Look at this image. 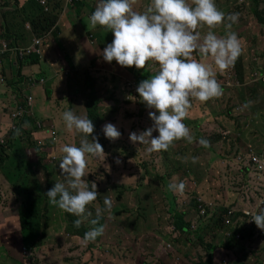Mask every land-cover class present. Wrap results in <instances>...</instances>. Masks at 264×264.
Returning a JSON list of instances; mask_svg holds the SVG:
<instances>
[{
    "label": "trees",
    "instance_id": "16d2710c",
    "mask_svg": "<svg viewBox=\"0 0 264 264\" xmlns=\"http://www.w3.org/2000/svg\"><path fill=\"white\" fill-rule=\"evenodd\" d=\"M14 1L18 6H22V8L19 10V15L11 18L14 22L5 19L6 23H0V39H6L11 43V45L20 43L23 44L25 41L28 42L29 38L32 36L39 37L43 44V38L45 36L49 37V35L53 33V37H55L56 31L54 27L61 16H64L65 11L68 8H73L77 16L80 14V18H82L81 12H83L87 7L85 4L83 6L81 4V1L78 0H74L76 3L74 7L71 6L70 3L67 2V0ZM41 1H45L47 3L46 10L41 6ZM8 4L9 0H4V5ZM56 6H58L59 10ZM242 7L246 8V5L244 4L242 5ZM92 9L93 8H90L89 10ZM250 11L251 14L257 19V25H259L260 27L263 26L264 28V10L259 9L258 6H254V9H250ZM4 18H6V15ZM240 18L241 17L239 14L238 19L240 20ZM19 23H21L24 27L26 26V24L30 25V35L20 33L22 32V25L18 26ZM14 26L17 27L15 28V31H12L11 29ZM239 32L242 37L241 29L239 30ZM94 37V35L90 34L89 39L91 40V44L95 40ZM259 41V44H264V37L262 38V36L259 35ZM11 55L15 56L16 59H14L13 62H7L10 61L7 60V57ZM196 56L199 58L197 54ZM66 59L70 62V59L68 57H66ZM260 59L262 62H264V59L261 56ZM90 61L92 62V65H100L99 69L104 67L107 68V70H110V68L116 70L119 69L118 66L114 65V61H112L111 63L107 62L106 65L102 56H97V58L91 57ZM208 63H210V61H208ZM40 66L41 60L37 55H28L25 56L24 59H18V57L13 53L0 54V72L9 68L13 70L16 69L17 73V80H14V78L11 76H8L7 78L4 71L2 72L3 77L0 75V115L3 111L16 109L20 104L24 102V100L29 95H33H26L25 91L23 94H20L21 87H23L24 90H29L30 92H32V90L37 86L45 85V83L40 84L34 80V78L40 79L39 77H41L42 72L39 70ZM64 67L65 65L62 69H64ZM254 70V66H248L246 61V54L241 51L240 56L236 59L233 66H231L224 72H216V79L221 86L222 94L219 97L212 98L210 99V101L205 102H199L195 99H192L189 114L185 119L191 122L194 121V116L196 114L195 111H200V106H202L204 103L216 105L219 101H222L227 95H225L226 92H224V90H227V88H231L227 85V83L229 81H233L234 78L239 81V86L233 88H236L235 92L239 91L242 101L246 100L244 93H246L247 99L250 98V94L257 91V89L253 87L262 85L256 81V77L262 75L261 71L264 72V69H261V71H258V76L255 77L254 74H256V71L259 69L257 68L255 72ZM23 72L25 73V75L22 74ZM154 74L155 73H151L148 75V77ZM148 77H144V75H141V73H139L137 75L131 74V76L127 79V83L134 81L131 86H133V88L135 87V94H130V97H136L142 109L146 108V106L143 102H141V100H139L140 98L138 97L136 88L142 80L147 79ZM1 80H3V82H1ZM88 84L92 86V82H89ZM245 87H251L252 89L247 90L245 89ZM96 95L97 94L94 95V98L97 97ZM47 97L50 101H52V93L50 92L48 87ZM98 97L101 98V100L98 101V105L101 107L102 104L107 101V97L102 98L101 94H98ZM79 99L80 97L75 96L74 91L72 90H70L69 94L62 97V101H64L65 103V108L67 107L74 113L77 112V109L79 107ZM100 110L101 109L96 106L94 112L92 113L89 112L88 107L86 106V111L89 117H92L93 115V118H95ZM150 110L154 111L153 109ZM229 110L230 109L226 110L227 115ZM145 111H149V108L145 109L143 112ZM206 113V115H210L211 112L208 111ZM37 116L39 115L35 114L33 118L26 119L27 122L31 123V129L27 130L23 127L20 131L11 133V136L13 137L19 136L20 140L27 139L28 143L26 145V148L28 147V150L32 154V157H38V159H36V161L31 164L29 162L28 164L24 163V167H27L28 170H33L32 177H30L29 180L23 181V183L20 185L14 186L13 192L18 197L16 198V200L19 203L20 208V235L14 237L13 239V232L11 229L9 237H7V241L10 246L9 248H7L10 250L7 251L6 256L9 263L19 264V262L15 260L14 256V252L16 253L18 251L19 253H17L22 258V262L20 264H30L28 260L25 262L23 254L26 255V253L23 252V249H30L34 255V251L42 246H44V248H42L43 250L49 251V246L46 244V242H44V240H46L49 235L48 232H51V241L53 242V245H56L54 243L55 236L62 237L63 225H65L67 228L68 225H70L72 227L74 226V229H79V240L74 241V239L68 237L66 238L67 243H65L64 247H70L72 245L74 246L72 248L73 252L69 253L77 252L76 249L78 246L86 247L84 254L79 257L82 258V260L79 261L78 258L77 261H75L76 264H79V262L88 264L95 259H101L100 264H113L116 259H118V257H113V255H116L114 247L106 246V244H115V242L111 241V238H108V240H104L101 237H97L94 241L85 243L83 241V236L85 232L93 227V225H91L88 221L96 218L97 206L103 208V200L105 196H107L108 199L112 201L111 208H113L119 205L120 202H122L123 192L117 190V186H115L114 188H112L111 186L103 188L99 185L100 183H97V200L93 201L90 205L87 206V211L90 213V215L87 217V219L83 220L78 227L74 225V220L78 219V217L67 214L61 211L58 207L50 204L44 194L52 188L54 183L64 182L63 176H61L59 170V160L61 159L62 154H58L57 152V146L62 144L60 141L61 134L57 133L56 131V137H54L48 131L50 127L53 126L52 120L50 118L44 119ZM228 116L230 118H233V114ZM139 117L135 116L136 120L133 122L132 128L130 129L129 133H139V127L141 131L147 129L149 123L142 125L138 124L139 121L143 118V115ZM217 120L221 121H216L218 123V126L224 125L222 118H217ZM38 121H42L44 123V127L42 129L36 128V124ZM216 128L219 129L220 127ZM244 128L245 127L243 126V129ZM251 128L254 129L255 135L249 136L248 133L253 131ZM243 129L239 128V123H237L236 120L232 121V124L229 125V130L231 131L232 135H226L227 138L225 139L229 145L224 144L222 141H220V135H216L215 133H213L218 139L216 148H218L219 151L216 152L213 163L207 171V174L205 176L207 181H205L204 179L201 189L202 191L198 192L193 186L196 182V179H194V177L185 176L180 179L184 184L183 192H174V194L179 197L182 202H188V205L184 210L178 212L176 208V199L174 198L172 191L170 194H163V198L167 205V212L171 215L176 233L179 234V237L176 238L177 245L179 244V238L183 235L192 234L190 233V230H194L196 227L198 228L199 223L203 225L212 222L213 226L212 231L206 233L204 232L202 245L207 250L205 251L207 256H202L200 254L198 250L199 247H201L199 241L197 242L199 245H194L191 242L183 244L182 252L177 247H173V245L167 251L165 250V246H160L159 248L161 249V251L169 254V257L167 256V259L170 261V263L162 262V264H224L223 258L227 259L228 264H264V239H262L260 233H258L259 229L255 226V224H251L249 222V217L244 213V211L247 209L254 210L258 203L254 208H249L248 206L250 205L244 204L242 202V199L248 197L249 200L252 201L253 199H256V196H259L260 198L264 196V124L256 125V122L254 120H251V124L247 128V131L243 132ZM8 132L9 131L1 133L0 131V134L2 136H6L8 135ZM129 133L125 136H129ZM191 136L194 140L195 134L193 129L191 130ZM97 139L102 140L103 138L101 135H97ZM39 140H43L42 144L39 143ZM74 140L75 144L78 145V137L74 138ZM102 143L103 146L113 144V146H115L116 148L118 147V140L112 141L110 139H104ZM230 145L233 148H231ZM170 152L171 151L169 149L167 151H161V153H164L161 158L166 157ZM2 153L6 154L3 148L0 150V157L2 156ZM111 154L112 158H114L115 153ZM21 157L22 159H24V154H22ZM238 157H240L239 160ZM252 158L257 159L258 163H253ZM163 161L165 160H162V162ZM197 161L198 160H196L195 163L191 164L192 168L196 167ZM2 162H4L3 158L1 159V163ZM94 164V160H89L86 165V173L89 174L90 178L88 180V187L90 189L92 187V184L94 183L92 179H94V177L98 175V169H94ZM228 174L231 177H234L228 180L227 185H229V183H231L232 181L235 183L237 177L242 176L240 184H238V181L236 182V188H234V183L229 189L223 188L221 180H224V178L227 177ZM257 180L259 183V187L258 189H256V193H249V190H244V186L249 184L251 181L253 184H256L258 186ZM243 181H245L244 184ZM193 193H195L196 197L193 196ZM219 194H221V196L211 198L213 195ZM262 207H264V205ZM231 211L234 212L233 216H229V212ZM66 216L69 219L68 222H66ZM227 220L231 221L230 225L226 224ZM111 221L112 220L108 216L107 211L101 214L99 224H103L105 229L106 223L110 224ZM82 227L89 228L85 231H82ZM237 235H240V239H237ZM21 240L23 243L21 242ZM29 240H31L32 243L29 244ZM100 242L104 243L103 247ZM91 246H94L95 249H91ZM98 246L99 248L102 247L100 252L97 251ZM213 250H218V252H214ZM192 252L195 253V256L192 255ZM45 255H47V253H45ZM31 257L34 258L33 256H29L28 258ZM170 258L174 260L176 258H179V261L173 263V260H171ZM71 259V256H67L64 261L69 264ZM192 259L193 261L191 262ZM248 259H250L249 262L251 263L247 262ZM150 260L151 264H158L153 258H151ZM31 261L33 262L34 259H30V262ZM36 263L40 262L38 261ZM32 264H35V262H33Z\"/></svg>",
    "mask_w": 264,
    "mask_h": 264
},
{
    "label": "rangeland",
    "instance_id": "374dc122",
    "mask_svg": "<svg viewBox=\"0 0 264 264\" xmlns=\"http://www.w3.org/2000/svg\"><path fill=\"white\" fill-rule=\"evenodd\" d=\"M90 2L93 3V6H91L93 9H85L81 15L82 18L85 17L81 20V25L83 27L90 26L88 18L91 12L94 10V5L97 3V0H90ZM135 2L137 4L135 5L136 9L138 7V11H143L149 4L150 0H135ZM75 4L76 3L74 0L70 2V5L73 7ZM131 4L134 5L133 0ZM215 4L216 7L226 15L231 14L232 12L238 13V16L240 14V20L238 19L237 22L232 25L231 30L235 31L241 41V51L246 54L248 66H254V72L257 68L259 69L256 71V74H254L258 76V71L264 69V62H262L260 59V56L264 59V44H259V35L262 36V38L264 37V28L263 26L260 27L257 25V19L251 14L250 9H254V6H258L259 9L264 10V0H215ZM244 4L246 5V8L242 7ZM82 5L84 6V4ZM136 9L134 11H136ZM78 17L80 18V14ZM98 27L101 28V30L98 28L94 29L90 26L87 27L85 31L91 32L90 34L93 32V35H96V42L100 43L103 41V38L105 39V36L102 33V27ZM240 29L242 32V37L239 32ZM197 30L203 35L208 29L205 27L201 30ZM213 31L217 36H223L225 32L223 24L216 26ZM254 39L258 40L259 42ZM89 41L91 40L89 39ZM193 56L199 60V58L196 56V53H193ZM204 62L208 63V61ZM105 64L107 65V62H105ZM147 64L152 65L146 66L144 68L147 73L151 74L157 71L158 66L152 64L151 61L147 62ZM96 67L99 69L100 65H96ZM42 68L43 70H47V68L41 63V69ZM122 69L126 70L125 68ZM100 70L106 69L101 68ZM110 70L112 71V69ZM126 71L128 73H125L124 71L121 72L122 76L119 78V90L121 92L119 96H121L128 114L131 115L130 117H139L143 115V118L138 124L142 125L149 123L147 126V128H149L152 126V121L148 118V112L151 110L149 109V111L145 112L142 111V107L139 105L138 99L136 97H130L129 95L135 94V87L133 88V86H131L134 81L127 83V79L131 76V74L137 75L143 71H141V69H135L134 66L130 69L131 72L128 70ZM261 73L262 75L260 77H256V81H259V79L264 76V72L261 71ZM76 80H84V77L80 75L78 79H74V82H76ZM233 81H236V79L234 78ZM72 84L73 83L70 82V86ZM253 88L257 89V91L251 93L250 98L247 99V95L244 93L246 99L245 101H242L239 91L235 92L236 88L231 87L227 88V90H224V92H226L225 95L227 94L226 97L222 101H219L216 105L204 103L202 106H200L201 110L195 111L196 114L194 116V121L191 122L187 119H184L183 121L184 124L189 128L190 135L191 130L193 129L195 139L192 141V143H188L183 139L174 141L173 145L169 147L171 152L166 157L161 158V156L164 155V153L161 152L146 153L145 148L147 145L130 143L128 136L125 135L122 137V141H118L117 148L113 146V144L103 146L102 141L97 139L102 145L105 158L100 157L99 159H92L95 161L94 169H98V175L92 179L94 182L93 184L96 186L97 183H100L99 185L103 188L110 186L114 188L117 186L116 189L120 192H123L122 202L108 211V216L112 221L110 224L106 223L103 234L99 236L104 240L111 238V241L115 242L114 245L106 244L107 247H114L116 255H113V257H118V259H116L113 264H151V258H153L158 264H162V262L170 263V261L167 259L169 254L161 251L159 248L160 246H165V250L167 251L170 249L171 245H173V247H177L182 252L183 244L191 242L194 245H199L197 243L198 241L201 245V247L198 249L200 254L202 256H207L205 253L207 250L203 247L202 243L204 232L206 233L212 231V222L203 225L199 223V230L196 227L194 230H190V233L192 234L181 236L178 240L179 244L177 245L176 238L179 237V234L176 233L171 215L167 212V205L163 198V194H170L171 191L169 190L168 185L180 183V179L185 176L194 177L196 182L193 186L198 192L202 191L201 189L204 179L207 181L205 178L207 171L213 163L216 152L219 151V149L216 148L218 143L216 135H220V141H222L224 144H228L225 139L227 138L226 135H232L231 131L229 130V125L232 124L233 120H236L237 123H239V128L243 129V126L245 127L243 132L247 131V128L251 124V120H254L256 125L264 124V84ZM245 89L248 90L252 88L245 87ZM33 90L32 92L25 90L26 95L33 94ZM74 90L75 88L72 91ZM59 94H61L58 96L57 102L59 108H57V104H55L53 101L50 102L49 107L51 110H55L56 112V124L59 123L61 124L62 128H65L61 114L67 109L60 108L61 104L65 105V103L62 101V97L65 94ZM33 96L35 100V109L37 110L38 115L40 107L45 104L44 95L39 94L37 96V100L34 94ZM228 109H230L228 111V115L233 114V118H230L226 114V110ZM208 111L211 112L210 115H206V112ZM75 114H86L87 117H89L86 107L82 106L81 104H79ZM217 118L223 119V126H218L217 122L221 121L217 120ZM91 121L92 123L94 122L93 120ZM134 121L133 119H130L131 125ZM216 127L220 128L217 129ZM251 129L253 131L248 133L249 136L255 135L254 129ZM56 131L57 133L61 134V137L63 136V142L61 141V146L75 143L74 138L78 137L79 140V136L69 137L65 135L60 128ZM139 132H141L140 127ZM152 135L156 136L157 133L154 131ZM90 137L92 138V136ZM103 137L105 140H109L105 138V136ZM118 139L112 141H117ZM200 139L207 140L208 147L205 148L201 146L198 143V140ZM27 143V139H22L20 141L16 140L14 143L12 142L13 145H10L9 143L7 146L8 148H3L5 149L6 154L2 153V156L0 157V190H2V195H0L3 196L0 201V205L2 206H5V199L10 200L11 198H18L13 192L15 185H20L23 183V181L29 180V178L32 177L33 170H28L27 167H24V163L28 164L29 162L31 164L35 162L38 157H32L28 147L26 148ZM231 148L233 147L231 146ZM57 152L58 154H62L59 149ZM111 153H115L114 158H112ZM22 154H24V159L21 157ZM192 157H197L196 160H198L195 168H192L191 166L193 163L191 159ZM2 158L4 162L1 163ZM162 160L165 161L162 162ZM233 177L234 176L231 177L228 174L224 180H221L223 188L229 189L232 187L234 182L232 181L229 183V185H227V182ZM82 179L88 182L90 179L89 174L86 173V176L82 177ZM241 180L242 176H239L237 177L236 182L238 181V184H240ZM236 182L234 183V188L237 186ZM244 182L245 181H243V184ZM5 183L7 186H5ZM257 184L258 186L253 184L251 181L249 184L244 186V190H249V193H256V189L259 187L258 180ZM96 189L97 188L95 187V191ZM172 194L176 199V208L178 212L184 210L188 205V202H182V200L177 197L173 191ZM193 196L196 197L195 193H193ZM217 196H221V194L213 195L211 198H215ZM261 200L262 198L256 196V199H253L252 201H250L248 197L242 199V202L244 204L250 205L248 206L249 208H254L257 203L261 202ZM18 207L19 203L17 202L14 204V206L10 205V210H17ZM68 220L69 219L66 216V222H68ZM0 221L2 222V219ZM88 228L89 227H82V231H85ZM78 231L79 229H74V226L72 227L68 225L67 228L65 225H63L62 237L55 236L54 243L56 245H53L50 236L51 232H48L49 235L46 240H44V242H46V244L49 246V251L43 250L42 248H44V246H42L37 249L38 251H34V255L30 249H23V252L26 253V255L23 254L25 261L28 260L30 264L33 262H35V264H67L64 259H66L67 256H71L72 259L69 264H76L75 261H77V259L84 254L86 247L78 246L76 249L77 252L69 253L73 252L72 248L74 246H64L65 243H67L66 238L68 237L74 239V241L79 240ZM28 243H32L31 240H29ZM103 244L104 243L102 242V247ZM102 247L99 248L98 246L97 251L100 252ZM91 249H95V247L91 246ZM216 252H218V250ZM6 253L7 252L2 254L0 253V264H5L3 262V257ZM45 253H47V255H45ZM192 253V255L195 256V253ZM29 256H33L34 258H28ZM30 259H34V261L30 262ZM170 259L173 260V263L179 261V258H176L175 260L172 258ZM78 260L81 261L82 258H79ZM38 261L40 263H36ZM192 261L193 259L191 262ZM249 261L250 259L247 260V262ZM100 262L101 259H95L88 264H100ZM79 264L86 263L79 262Z\"/></svg>",
    "mask_w": 264,
    "mask_h": 264
},
{
    "label": "clouds",
    "instance_id": "9594fccd",
    "mask_svg": "<svg viewBox=\"0 0 264 264\" xmlns=\"http://www.w3.org/2000/svg\"><path fill=\"white\" fill-rule=\"evenodd\" d=\"M46 5L45 2V6H41L46 10ZM237 20L238 13L226 15L216 7L215 0H150L143 11H134L131 0H97L88 18L89 25L92 28L101 26L113 35L111 43L102 50L103 60L108 63L115 61L121 67L134 66L137 70L152 66L147 64L149 61L158 66L155 74L142 80L136 88L141 102L146 108L154 110L148 112L152 126L139 133L130 132V143L147 145L146 153L167 151L174 141L181 139L192 143L193 137L183 121L189 114L192 99L205 102L222 94L216 72H224L233 66L242 50L240 39L235 31L231 30ZM221 24L225 32L223 36H217L213 29ZM205 27L208 30L202 35L197 29ZM30 29V25L26 24L25 27L22 25L21 30L25 35H30ZM34 39L39 37H30V44L25 46L22 43L11 45L4 39L1 53H13L18 59H24L28 55L21 58L13 49L29 47ZM3 45H7L9 50L4 51ZM42 49L40 55H33L42 59ZM194 52L199 56V60L194 58ZM34 80L40 84L46 82L44 78ZM257 82L264 84L261 78ZM228 86H239V81H230ZM13 110L3 111L1 115L6 113L8 117ZM34 116L35 100L33 116L27 118ZM27 118L23 124L24 128L29 130L31 123L27 122ZM61 118L67 131L79 136V143L61 147L59 170L64 182L54 183L44 196L61 211L78 217L74 220V225L78 227L90 215L87 206L96 201L98 196L95 184H92L90 189L89 183L82 179L86 176L87 162L105 158V154L97 137L92 136L89 140L94 126L86 114L77 115L71 110H66L61 114ZM39 122L44 127V123L38 121L37 124ZM9 124L10 121L7 122V131ZM56 130L51 126L48 131L51 134L54 131L55 134L52 135L56 137ZM153 131L157 133L156 136L152 135ZM102 132L105 138L110 140L120 137V132L111 123H106ZM10 138L0 150L8 148L9 143L11 145L12 142L20 140L19 136ZM42 142L43 140H39L40 144ZM198 143L208 147V141L205 139L198 140ZM191 159L195 163L197 157ZM168 187L170 191L182 193L184 184L181 181L169 184ZM111 205L112 201L105 196L103 208L96 207V218L88 221L93 227L83 236L85 243L94 241L103 234L104 226L99 224V219L103 212L110 210ZM250 221L258 229L264 230V207L253 214Z\"/></svg>",
    "mask_w": 264,
    "mask_h": 264
},
{
    "label": "crops",
    "instance_id": "0c3cea01",
    "mask_svg": "<svg viewBox=\"0 0 264 264\" xmlns=\"http://www.w3.org/2000/svg\"><path fill=\"white\" fill-rule=\"evenodd\" d=\"M82 4H85L87 7L85 9H90L93 6V3L90 2V0H80ZM132 2V0H131ZM134 5H132L133 10L136 9L135 5L136 2L133 0ZM61 5V3H60ZM96 5V4H95ZM94 5V6H95ZM59 10L58 6H56ZM60 7V6H59ZM22 8V6H18L14 0H9L8 5H4V0L0 1V23L4 24L5 19L10 20L11 22H14L11 18L14 16L19 15V10ZM139 8L137 7L136 11H138ZM39 11V10H38ZM38 13V12H37ZM82 13V12H81ZM6 15V18H4ZM63 16V15H62ZM59 19V21L56 23L54 29L56 31L55 37H53V33L48 36H45L43 38V58L40 59L41 63L47 68V70L41 69V66L39 70L42 72L41 77L39 78H45V85L43 86H37L33 90V94L37 96L39 94L44 95L45 104H43L39 111L37 117L39 118H50L52 120V125L56 129H62V132L72 137L74 135L70 134L66 127L62 128L61 124H56V112L55 110H51L49 107L50 102H55L58 107V96L62 94H69L70 90H74V95L80 97L79 104L82 106H87L89 112H94L96 106H98L99 109H101L98 113V115L93 118L90 116L89 119L93 120V126L94 131L90 136L101 135L102 140L104 141V134L102 132V128L106 123L113 124L117 130L120 132V137L118 141L121 138V141L123 140L122 137L129 133L130 129L132 128L130 119H135V116L130 117L128 114L127 109L124 106V102L122 101V98L120 95V81L119 78L122 76L121 72L128 73L126 70L130 71L132 67H121L116 64L114 61V65L118 66L119 69H112L107 70H100L96 67L95 64H91L90 61L91 57L97 58V56H102V50L103 48L111 43L113 40L112 33L106 32L102 28V33L105 36V39L103 38V41L98 43L96 42V35H94V41L91 44L89 41V36L91 32L85 31L87 27H83L81 25V20L83 18H79L75 12V10L67 9L65 11L64 16ZM85 18V17H84ZM18 26H21V23H19ZM17 26L12 27V31H15V28ZM101 30L98 26L96 27ZM94 28V29H96ZM23 33V32H20ZM1 35V32H0ZM93 35V32H92ZM4 39H0V54L2 50V44ZM30 41H25L23 45H29ZM66 57L70 59V62L67 61ZM15 56L11 55L7 57V62H13ZM65 65L64 69L63 66ZM122 68H125L126 70H123ZM128 68V69H127ZM5 73V76L8 78V76H11L14 78V80H17V73L16 69H5L3 70ZM0 72V75L2 76V72ZM140 72L141 75H144L145 77H148L149 73L145 69H141ZM131 72V71H130ZM25 75V73H22ZM83 76L84 80H76L74 82V79H78V77ZM3 77V76H2ZM70 82L73 83L70 86ZM92 82V86H90L88 83ZM28 83V82H27ZM47 87L49 88L50 92L52 93V101L49 100L47 97ZM21 93H24L23 87L20 88ZM97 94L96 98H94V95ZM98 94H101L102 98L107 97V101L102 104L100 107L98 105V101L101 100L100 97H98ZM64 95V96H65ZM96 99V100H95ZM64 102V101H63ZM67 103V101H66ZM124 106V108H123ZM61 109H67L65 108L64 104L60 105ZM147 108L142 109L144 111ZM143 113V112H142ZM35 114H37V110L35 109ZM9 121L7 114L4 113L0 115V131L1 133H5L8 129L7 122ZM58 126V127H57ZM98 127V129H97ZM101 132L99 133L98 132ZM89 136L90 140L91 137ZM63 137V136H62ZM62 137H60V141L63 142ZM17 141H20L19 139ZM75 141V140H74ZM57 150L61 149V145L57 146ZM5 180V179H4ZM5 186L7 184L5 183ZM0 194L2 195V190H0ZM0 195V201L3 198V196ZM5 206L0 205V220L2 219V222L0 221V253L7 252L10 246L7 241V237H9V233L13 232V239L14 237H17L20 235V208L18 207L17 210L11 209L10 205H13L17 203L15 198H11L10 200H6ZM8 205V207H7ZM9 208V209H8ZM8 247V248H7ZM16 250V249H15ZM18 250V249H17ZM18 252V251H17ZM14 252L15 260H17L19 263L22 262V258L18 253ZM3 262L5 264H11L9 263L6 254L3 257ZM26 262V261H25Z\"/></svg>",
    "mask_w": 264,
    "mask_h": 264
},
{
    "label": "built area",
    "instance_id": "2783aa9c",
    "mask_svg": "<svg viewBox=\"0 0 264 264\" xmlns=\"http://www.w3.org/2000/svg\"><path fill=\"white\" fill-rule=\"evenodd\" d=\"M72 0H67L68 3H70ZM41 5L45 6V1H41ZM4 51L9 50L7 45H3ZM41 48H42V42L40 39H34L32 44L29 47L26 48H18L15 47L13 51H15L21 58H23L25 55H33L37 54L40 55L41 53ZM261 81L264 82V76L261 77ZM3 82V80H1ZM43 82V80H42ZM227 85H230V81L227 83ZM33 107H34V98L32 95H29L22 104L19 105L16 109H14L10 114H8V118L10 121V126H9V132L8 135L2 136L0 135V147L7 144L9 140H11V133L12 132H17L20 131L23 127V121L27 117H32L33 116ZM38 129H41L43 126L39 122L37 124ZM53 135L55 134L54 131L52 133ZM240 159V158H239ZM253 163H258V160L255 158H252ZM264 205V196L262 197V200L258 205L255 207L254 210L247 209L244 211V213L249 217V222L251 224H254L251 222L252 215L255 214L262 206ZM234 212L231 211L229 212V216H233ZM227 225L231 224L230 220L226 221ZM258 233H260V236L262 239H264V230H258ZM237 239H240V235L236 236ZM224 264H227L226 258L224 259Z\"/></svg>",
    "mask_w": 264,
    "mask_h": 264
}]
</instances>
